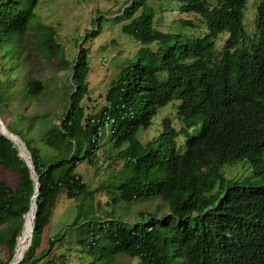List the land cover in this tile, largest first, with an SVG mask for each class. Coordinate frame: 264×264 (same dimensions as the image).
<instances>
[{
	"label": "trees",
	"instance_id": "1",
	"mask_svg": "<svg viewBox=\"0 0 264 264\" xmlns=\"http://www.w3.org/2000/svg\"><path fill=\"white\" fill-rule=\"evenodd\" d=\"M150 1L126 0L114 18L144 47L118 68L103 107L85 114L88 51L79 44L70 62L59 56V65L70 67L71 87L63 94L57 123L44 111L30 117L23 131L6 124L25 145L38 182L31 241L17 264H71L65 254L47 259L65 234L49 238L37 252L61 189L77 203L79 215L70 228L89 264H117L120 255L136 264H264V0L256 3L251 33L243 25L246 0H176L182 16L170 31L156 28ZM39 3L0 0V105L14 95L37 99L45 91L33 78L25 79L21 93L12 87L26 60L18 38L28 28H34L45 57L62 51L54 28L36 19ZM192 15L203 26L201 34L186 20ZM223 33L227 37L217 50ZM173 100L180 102L175 118L181 126L166 117L160 133L143 144L137 133ZM105 131L123 163L115 182L99 184L111 195V205L127 210L156 199L166 213L159 207L139 211L131 222L113 217L114 211L103 219L96 214V190L76 169L100 164ZM238 163L247 164L248 174L242 170L225 178L222 169ZM0 167L17 176L13 190L0 181V225L6 224L0 244L10 252L8 264L34 183L16 148L1 135Z\"/></svg>",
	"mask_w": 264,
	"mask_h": 264
},
{
	"label": "rangeland",
	"instance_id": "2",
	"mask_svg": "<svg viewBox=\"0 0 264 264\" xmlns=\"http://www.w3.org/2000/svg\"><path fill=\"white\" fill-rule=\"evenodd\" d=\"M126 0H40L35 9L36 19L45 26H51L56 33V41L61 45L60 55L47 58L39 52L34 37V28L28 30L18 38V44L24 49L26 60L20 63L17 79L12 85L20 93L23 90V83L26 78L38 79L45 86V91L37 98H21L14 95L8 100V105H0V118L5 124H12V129L22 130L27 127L29 118L49 111L53 122L63 111L61 100L64 93L70 91L71 85L67 81L70 72L69 65H59V56H63L70 62L76 55L77 46L82 45L87 49L89 72L87 83L89 88L88 99L84 101L85 114L91 115L104 106V94L109 82L115 77L118 68L128 61L134 59L137 51L144 45L136 42L131 36L121 31L123 23L114 21L118 9ZM258 0H246L243 13V25L246 31L251 33L254 28L255 7ZM148 4L154 8V24L156 28L163 31H170L175 28L176 20L180 17V4L176 0H151ZM180 15V16H179ZM100 19L94 22L95 19ZM195 26V34L203 32V26L198 16H189ZM177 28V27H176ZM189 29V28H188ZM185 32V31H184ZM89 34L85 39V35ZM227 33H223L216 41V49L219 50ZM220 41V42H219ZM154 47V44L151 45ZM23 94V93H22ZM180 102L173 100L160 108L147 129L137 133V138L147 143L156 137L161 131L162 119L168 117L172 120L175 128L181 126L176 120V111ZM26 119H20L19 116ZM182 141L183 138H179ZM180 144V143H178ZM44 150L45 148L42 147ZM117 150L109 141V133L105 131L102 139V147L98 152L99 165L90 167L86 163L78 165L76 172L92 190H96L94 204L97 208L96 214L100 219L103 213L114 211L113 217H122L127 221L137 219L135 214L139 211L153 212L159 207L160 213H166V205L161 200L152 199L146 202L134 204L129 209L121 208V204L111 205V195L100 183L108 185L110 181L119 175L122 161L115 157ZM248 174V166L245 163H238L234 166H226L222 169L225 178L235 176L239 171ZM237 177V176H236ZM0 181L10 189L17 186V176L10 170L0 167ZM116 181V180H115ZM114 181V182H115ZM99 187V188H98ZM79 215L77 203L65 196V189H61L57 195L55 209L51 215L49 224L43 229L40 235V246L37 252L45 249L51 237L65 234L64 238L55 244L50 256L67 255L71 264H89L91 259L81 254L79 247L75 245V232L70 225ZM6 228V224L0 225V231ZM16 249V247H15ZM9 250L4 244H0V264H7ZM81 254V255H80ZM46 260V259H45ZM117 264H136L135 259L120 255L116 259Z\"/></svg>",
	"mask_w": 264,
	"mask_h": 264
},
{
	"label": "bare ground",
	"instance_id": "3",
	"mask_svg": "<svg viewBox=\"0 0 264 264\" xmlns=\"http://www.w3.org/2000/svg\"><path fill=\"white\" fill-rule=\"evenodd\" d=\"M0 133L3 134L5 137H7L10 141H12L13 145L18 149L20 157L23 160L28 161L29 153L25 145L18 138V136L11 133L7 129V125L1 120V118H0ZM35 200H36L35 196L31 197L29 209L23 217L22 230H21L20 235L17 238L16 249L14 251L11 264H17V262L22 258L23 254H25V251L27 250L30 244L31 237H32L34 214H35V209H36Z\"/></svg>",
	"mask_w": 264,
	"mask_h": 264
},
{
	"label": "water",
	"instance_id": "4",
	"mask_svg": "<svg viewBox=\"0 0 264 264\" xmlns=\"http://www.w3.org/2000/svg\"><path fill=\"white\" fill-rule=\"evenodd\" d=\"M12 133V132H11ZM14 134V133H13ZM0 135L1 136H3L5 139H7L8 141H10L7 137H5L3 134H1L0 133ZM17 136V135H16ZM11 143H12V141H10ZM13 144V143H12ZM13 147H15L14 145H13ZM16 148V147H15ZM16 150H17V156L21 159V160H23L21 157H20V155H19V151H18V149L16 148ZM24 161V163L26 164V166L28 167V170H29V174H30V178L32 179V181H33V183H34V193H33V195L31 196V197H33V196H35V197H37V194H38V182H37V176L35 175V173H34V168H33V165H32V161H31V159H30V156H29V159H28V161H26V160H23ZM36 184V185H35ZM35 186H36V188H35ZM24 217V216H23ZM32 231H33V229H32ZM18 238V237H17ZM16 242H17V239H16ZM12 259H13V256H12V258H11V260L9 261V263L8 264H11V261H12ZM22 259V258H21ZM20 259V260H21ZM19 260V261H20ZM18 261V262H19ZM17 262V263H18Z\"/></svg>",
	"mask_w": 264,
	"mask_h": 264
}]
</instances>
